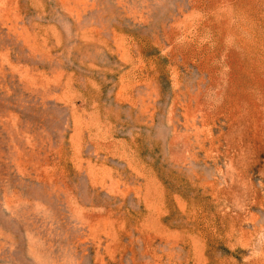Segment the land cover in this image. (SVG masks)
Returning a JSON list of instances; mask_svg holds the SVG:
<instances>
[{
	"label": "rangeland",
	"instance_id": "obj_1",
	"mask_svg": "<svg viewBox=\"0 0 264 264\" xmlns=\"http://www.w3.org/2000/svg\"><path fill=\"white\" fill-rule=\"evenodd\" d=\"M0 264H264V0H0Z\"/></svg>",
	"mask_w": 264,
	"mask_h": 264
}]
</instances>
